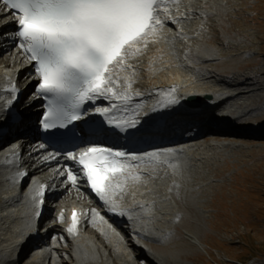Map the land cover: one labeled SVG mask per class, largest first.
<instances>
[{"label": "bare ground", "instance_id": "1", "mask_svg": "<svg viewBox=\"0 0 264 264\" xmlns=\"http://www.w3.org/2000/svg\"><path fill=\"white\" fill-rule=\"evenodd\" d=\"M242 1L180 0L177 10L169 0H161V16L165 7L171 8L172 14L183 21L182 25L166 20L163 38L158 43L150 44L143 56L131 61L135 75H132V69L118 73L121 83L126 76L132 78L130 91L133 99L126 105L110 100L111 106L116 104V108H113L116 109L115 115H123L124 112V116L129 115L131 120H140L148 116L154 102L157 105L153 112L161 107L163 97L170 94L177 98V103L164 105L168 110L161 115L162 118H170V113H181L183 101L189 96L199 95V101L206 106V110L197 117H176L178 126L191 125L184 132L197 129L200 133H206L205 140L201 139L204 135H200L174 148L176 151L164 152L156 159L144 156L130 168V172L141 178H129L123 191L117 189L113 199L118 211L112 212L115 218L127 221V226L113 224L111 215L105 212L111 209V204L101 200L102 205L100 200L87 194L82 182L73 184L67 178L61 189L47 194L49 201L52 200L48 206L52 223L49 229L51 240L48 245H41L35 241L33 233L49 201L45 204L39 202L35 183L26 194L19 189L20 177L16 173L13 153L0 152V264H138V260H148L146 257H152V260L143 264H183L174 260L171 249L184 245L195 252V247L202 246L196 230L191 228L192 225L198 227L197 222L192 220L197 217L196 209L200 201L197 193L207 190V172L219 171L213 165L217 154L236 150L238 146L209 140L208 136L224 131L229 136L252 137L257 134V129H264V126L255 123L258 121V111L264 109V72L250 73L245 70L243 74L248 76L244 79L246 82H237L243 74L219 69L226 61L231 63L250 52V49L245 50L249 43L243 45L241 40L225 42L228 28L236 27L235 34H242L239 32L242 24L228 13L233 9L232 4ZM5 14L0 6V20ZM181 14L190 18L185 19ZM2 26L0 50L4 51L0 56V127L6 124L4 111L12 106L11 95L3 92V89L13 82L16 62L24 57L17 53L15 58H12V53L8 55L12 47L7 32L11 31V27L7 29ZM16 27L17 23L12 24V29ZM220 49H228L232 53L225 56L219 52ZM260 61L262 58L256 57L255 62ZM232 74H235V80L229 79ZM24 80L21 79L19 83L25 84ZM173 88L176 91L171 93ZM205 96H210V99L206 101ZM101 99L104 100L103 97ZM121 104L119 109L117 105ZM35 109L39 108L31 103L26 111L33 112ZM124 116L120 118L124 119ZM229 124L231 127H227ZM23 126L16 128L15 132H19L18 129ZM9 134H13L12 128ZM31 157L33 162L30 165L42 162L39 166L43 167L47 163L43 152ZM57 165H61L60 170H66L67 164L59 159L55 163H47L46 167L53 170ZM121 179L119 174H114L112 182L119 184ZM73 211L78 214V225L75 232L70 234L67 228L71 225ZM120 211L125 214L120 215ZM56 220H62L63 226H55ZM60 235L67 241L65 248L55 244ZM27 237H31L30 242L35 241L37 245L32 253L27 249L30 242L23 243ZM177 239L181 243L173 245ZM146 247L150 250H145ZM179 254L181 258H190L187 253Z\"/></svg>", "mask_w": 264, "mask_h": 264}, {"label": "snow or ice", "instance_id": "2", "mask_svg": "<svg viewBox=\"0 0 264 264\" xmlns=\"http://www.w3.org/2000/svg\"><path fill=\"white\" fill-rule=\"evenodd\" d=\"M169 2L178 10L180 0ZM0 3L16 18L14 36L38 77L37 95L47 101L41 115L45 130L67 128L81 120L85 115L83 106L99 97L128 104L133 99L130 91L133 81L126 76L121 83L118 73L132 69L135 75L131 61L163 38L166 20L175 25L183 23L168 7L161 16V0H0ZM11 92L15 98L14 87ZM175 103L174 95L166 96V105ZM115 107L113 104L112 108ZM96 111L108 119V107ZM138 122L133 119L116 126L134 127ZM127 155L99 146L86 147L79 153L78 163L88 185L102 201L111 204L114 212L118 211L113 199L117 189L123 191L129 178H141L130 172L134 165L127 163ZM146 155L158 158V154ZM67 157L76 160L71 152ZM114 174L122 178L119 184L112 182ZM67 178L76 183L77 177L70 169ZM44 193L45 186L41 185L38 193L41 204ZM77 225L78 214L73 211L67 231L74 233Z\"/></svg>", "mask_w": 264, "mask_h": 264}, {"label": "rangeland", "instance_id": "3", "mask_svg": "<svg viewBox=\"0 0 264 264\" xmlns=\"http://www.w3.org/2000/svg\"><path fill=\"white\" fill-rule=\"evenodd\" d=\"M232 7L228 13L242 24L239 28L242 34H235L236 27L228 28L225 42L241 40L243 45L249 43L245 50L250 49V52L231 63H222L219 69L239 74L245 70L261 74L264 72V0H243L232 4ZM219 52L225 56L232 53L228 49H220ZM258 56L262 61L256 63ZM245 78L248 76L243 74L241 79L245 81ZM258 113L255 123L264 126V119H261L264 109ZM257 131L252 137L229 136L224 131L208 136L209 140L238 146L236 150H230V147L227 153L217 154L213 165L219 171L207 172V190L197 193L200 201L197 217L192 220L197 222L198 229L194 225L191 228L196 230L202 246L195 247V252L184 245L179 249L173 248L174 260L183 264H264V129ZM178 230L181 231L180 228ZM173 242V245L181 243L180 239ZM180 252L187 253L190 258H181ZM151 258L146 257L148 260ZM148 260H138V264Z\"/></svg>", "mask_w": 264, "mask_h": 264}, {"label": "water", "instance_id": "4", "mask_svg": "<svg viewBox=\"0 0 264 264\" xmlns=\"http://www.w3.org/2000/svg\"><path fill=\"white\" fill-rule=\"evenodd\" d=\"M194 100H192L191 102H193Z\"/></svg>", "mask_w": 264, "mask_h": 264}]
</instances>
